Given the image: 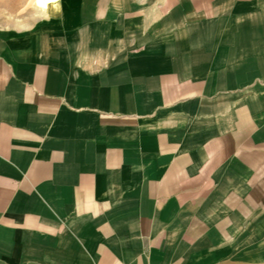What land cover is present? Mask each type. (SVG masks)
Returning <instances> with one entry per match:
<instances>
[{"label":"crops","instance_id":"1","mask_svg":"<svg viewBox=\"0 0 264 264\" xmlns=\"http://www.w3.org/2000/svg\"><path fill=\"white\" fill-rule=\"evenodd\" d=\"M0 20V264H264V0H53Z\"/></svg>","mask_w":264,"mask_h":264},{"label":"rangeland","instance_id":"2","mask_svg":"<svg viewBox=\"0 0 264 264\" xmlns=\"http://www.w3.org/2000/svg\"><path fill=\"white\" fill-rule=\"evenodd\" d=\"M53 0H0V20L14 27L32 24L38 9Z\"/></svg>","mask_w":264,"mask_h":264}]
</instances>
